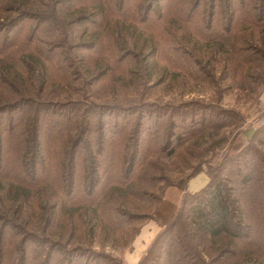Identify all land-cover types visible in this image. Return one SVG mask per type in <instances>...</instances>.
<instances>
[{
    "label": "trees",
    "instance_id": "obj_1",
    "mask_svg": "<svg viewBox=\"0 0 264 264\" xmlns=\"http://www.w3.org/2000/svg\"><path fill=\"white\" fill-rule=\"evenodd\" d=\"M135 65L142 81L128 85L140 97L110 109L140 115L151 106L141 94L158 71L173 82L208 77L214 86L217 71L225 79L233 70L237 89L260 101L264 0H0V264H89L95 254L87 238L101 232L108 240L145 219L162 230L138 264H264V124L237 152L238 164L229 166L225 155L205 187L180 189L168 221L139 204L166 199L143 188L150 176L141 175L146 160L137 165L141 119L131 144L122 133L111 145L106 131L97 151L86 141L90 115L101 108L86 101L92 81L104 77L125 89ZM189 85L179 83L186 94ZM63 91H70L67 101ZM199 102L163 107L173 112ZM205 129L198 132L211 135L216 127Z\"/></svg>",
    "mask_w": 264,
    "mask_h": 264
},
{
    "label": "rangeland",
    "instance_id": "obj_2",
    "mask_svg": "<svg viewBox=\"0 0 264 264\" xmlns=\"http://www.w3.org/2000/svg\"><path fill=\"white\" fill-rule=\"evenodd\" d=\"M141 72L139 66H133L131 76L127 77L130 79L125 81L127 84L125 89H121L118 83L109 81L104 77L99 78L97 76L92 81L91 91L93 92V96L90 100L86 101L95 102L101 108L96 110V113L90 115L93 129L90 130L86 141L90 140L92 142L91 147H94L97 151L100 147L99 145H101V133L102 131H106L108 134L107 139L111 145L115 144V139L121 137L122 133L127 135L126 141L131 144L133 139H136V136L138 138L136 129L138 123L136 125V122L137 119H141V122H143L140 136L142 151L137 165L146 160L142 167L144 172H141V175L142 177L150 176V180L145 183L143 188L154 197H159L161 194L166 193V196H164L166 199L158 202V200L153 198L148 202H141L139 204L143 210L144 207H150L153 210L157 209V217L163 219L162 221H168L176 206L181 203L184 195L181 191L185 190L186 193L191 192L187 186L193 177H199L200 175L208 179V171L216 168L218 163L224 162L225 155L231 156L228 162L229 166H234V164H238L242 160L240 156L237 157V152L246 149V144H248L247 133H251V131L263 126L264 104L261 101H256L257 94L255 92L237 89L239 85L234 78L235 71L233 72V70H230L228 77L225 79H221L219 76L220 72L217 71L216 81L219 82L214 86L207 83L211 81L208 77H205V83L192 78L189 80L180 78L176 82H173L170 81L169 77L164 79L165 77L162 72L158 71L141 94L143 102H145L144 104L148 103L151 106L143 108L142 111L140 110V115L138 111H136L137 113H128V109L125 112L123 109H117L118 111L110 109L109 107L112 104L131 103L140 97V95L136 96L131 91L132 86H129L128 83L137 82L141 79ZM260 75L264 77V70ZM183 80L189 81L192 92L188 94L182 92L179 83ZM225 86L232 87L224 89ZM260 90H262L263 94V85L258 89V91ZM69 92H61L60 99L67 101ZM72 95L73 98L77 97L75 93ZM192 100H199V103L205 105L193 103V105L176 109L173 112L163 107L166 104H175L179 107L180 102ZM91 102H88V104ZM206 104H214L216 110L204 109L203 106H207ZM100 109L101 112L99 111ZM226 110H232L235 114L238 113L239 115H233L235 117L232 118L226 115ZM72 112H69L67 115L70 119L74 118ZM172 123H175L174 127ZM213 124H215L216 129L209 131L211 135L208 132L202 135L200 133L203 131L198 132L203 128L211 130L210 126ZM72 136L79 138L76 133H73ZM180 136L182 137V141L179 143L178 137ZM79 140L76 139L75 143ZM86 141L85 139L84 141L82 140V146L85 145ZM168 142L170 143L168 144ZM253 145L263 148L257 143ZM173 148L176 152L174 155H171ZM233 156L234 159L232 160ZM228 173L229 170L221 176H230V174L226 175ZM207 179H204L206 183ZM174 185L178 186L174 187ZM152 221L154 220L132 221L125 225L123 231L118 232L116 236L109 237L106 235L108 240L104 239V233L101 232L90 243L87 238L85 240L87 243L83 244L91 250V254H95V256L93 255L94 258L88 261L89 264H122V258L125 264H128L126 258L130 252V248L127 247L134 231L138 228H143L144 225L147 227L154 224ZM21 234L19 238H21ZM140 240L138 239V242H140L139 246H143ZM77 242L74 239L68 246L74 247L77 245ZM103 255L107 256L106 259ZM52 264L55 263L52 261Z\"/></svg>",
    "mask_w": 264,
    "mask_h": 264
},
{
    "label": "crops",
    "instance_id": "obj_3",
    "mask_svg": "<svg viewBox=\"0 0 264 264\" xmlns=\"http://www.w3.org/2000/svg\"><path fill=\"white\" fill-rule=\"evenodd\" d=\"M260 101L262 104H264V93L261 94ZM253 131L251 133H247L246 137L248 138L251 136ZM202 175V174H201ZM205 176H195L193 177L189 184L188 188L191 192H197L201 190L205 184L208 183L209 178H204ZM204 179H207L204 181ZM188 190V191H189ZM154 224L149 225L146 227V225L141 228L139 234L134 240L133 248L130 250L129 254L127 255V263L128 264H138L142 256L145 254V252L148 250L149 246L151 245L152 241L155 239V237L158 235V233L162 230V226L157 221H152ZM138 239H141L140 241L143 243V246H139L140 242H138ZM137 243V246H136Z\"/></svg>",
    "mask_w": 264,
    "mask_h": 264
}]
</instances>
